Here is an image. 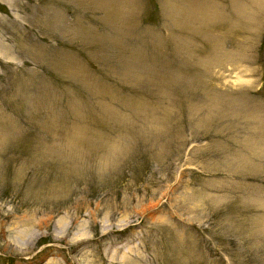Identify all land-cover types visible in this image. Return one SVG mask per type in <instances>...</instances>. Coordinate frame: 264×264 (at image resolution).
<instances>
[{
	"label": "rangeland",
	"instance_id": "374dc122",
	"mask_svg": "<svg viewBox=\"0 0 264 264\" xmlns=\"http://www.w3.org/2000/svg\"><path fill=\"white\" fill-rule=\"evenodd\" d=\"M108 263L264 264V0H0V264Z\"/></svg>",
	"mask_w": 264,
	"mask_h": 264
},
{
	"label": "bare ground",
	"instance_id": "6f19581e",
	"mask_svg": "<svg viewBox=\"0 0 264 264\" xmlns=\"http://www.w3.org/2000/svg\"><path fill=\"white\" fill-rule=\"evenodd\" d=\"M84 233H85V230L83 231ZM79 234V233H78ZM78 234H76V235H78ZM80 234H81V232H80ZM86 234V233H85ZM88 235V234H87ZM80 236V235H79ZM84 236V235H83ZM78 238H80V237H78ZM77 240V239H76ZM79 240V239H78ZM78 244V243H77ZM85 244V243H84ZM20 245V244H19ZM119 251V250H118ZM80 253H82V252H80ZM73 254V253H72ZM115 255H116V253H115ZM73 256V255H72ZM80 256V255H79ZM83 256V255H82ZM68 257V256H67ZM87 257V259H88V256H86ZM84 258V257H83ZM127 257H126V255H121L120 257H118V259H117V261H121L122 263L123 262H126V259ZM77 259V258H76ZM71 261V260H70ZM88 261V260H87ZM116 261V260H115ZM32 262V261H31ZM81 262V261H80ZM109 264V263H108ZM114 264V263H113Z\"/></svg>",
	"mask_w": 264,
	"mask_h": 264
}]
</instances>
